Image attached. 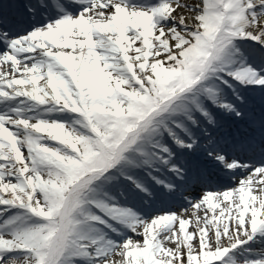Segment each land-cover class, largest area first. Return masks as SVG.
Returning <instances> with one entry per match:
<instances>
[{
  "label": "snow or ice",
  "instance_id": "snow-or-ice-1",
  "mask_svg": "<svg viewBox=\"0 0 264 264\" xmlns=\"http://www.w3.org/2000/svg\"><path fill=\"white\" fill-rule=\"evenodd\" d=\"M0 264H264V0H0Z\"/></svg>",
  "mask_w": 264,
  "mask_h": 264
}]
</instances>
